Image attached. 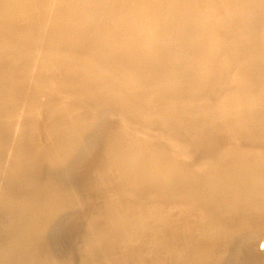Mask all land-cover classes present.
I'll use <instances>...</instances> for the list:
<instances>
[{
  "label": "bare ground",
  "instance_id": "1",
  "mask_svg": "<svg viewBox=\"0 0 264 264\" xmlns=\"http://www.w3.org/2000/svg\"><path fill=\"white\" fill-rule=\"evenodd\" d=\"M258 215L264 0H0V264H264Z\"/></svg>",
  "mask_w": 264,
  "mask_h": 264
},
{
  "label": "rangeland",
  "instance_id": "2",
  "mask_svg": "<svg viewBox=\"0 0 264 264\" xmlns=\"http://www.w3.org/2000/svg\"><path fill=\"white\" fill-rule=\"evenodd\" d=\"M168 66H170L169 64H168ZM170 79L172 78V73L170 72L169 74H166ZM176 85L180 88V89H182V90H184V88L186 87V83H184V82H178V83H176ZM188 93V92H187ZM55 95H56V93H55ZM47 98V97H46ZM45 97H44V99H46ZM43 99V100H44ZM103 119V118H102ZM119 119H120V117L119 116H117V120L119 121ZM117 120H115L114 122H116ZM113 122V123H114ZM94 126H91V131L93 132V133H95L96 132V141H95V145H94V153L95 154H99V152L100 151H98V148L99 147H101L102 146V142H101V138L103 137V138H106V137H108V136H110V134H111V131H108V130H104L102 133H101V131L99 130V128L97 127V124H93ZM99 133H98V132ZM185 133H188V134H192V133H190V132H185ZM193 135H195V134H193ZM203 147H204V151H209V150H211L212 149V147L213 146H211V145H206V144H203L202 145ZM201 149V148H200ZM77 155H78V151H75L74 152V156H73V160L77 157ZM40 170V169H39ZM39 174V173H38ZM33 180V178L31 179V181ZM30 181V182H31ZM37 183V180L34 182V184L31 186V188L35 185ZM209 203V202H208ZM184 211V213H185V209H183ZM189 211H190V209H189ZM173 212H174V214H173V216L172 215H168V216H166L164 219H163V222H162V228H163V230H166V231H172V230H175V229H177V231H175V232H177V233H180V234H182L183 236H185V237H191V238H195V237H197V231H198V225H197V222H196V220H195V214H193L192 213V215H193V218H187L186 219V216H184V214L182 213V212H179V211H177L176 209H174L173 210ZM186 214V213H185ZM176 215H180V216H184L183 218H182V220L180 221V223L179 224H177L176 222H175V220H174V218L176 217ZM262 217V218H260V217ZM257 217H259V219H258V221L259 220H264V215H258ZM186 219V220H185ZM193 219L195 220V225H194V221H193ZM185 220V221H184ZM174 233V232H173ZM172 233V234H173ZM241 233H243V232H241ZM260 242V244H262V242H264V240H260L259 241ZM263 251H264V245H263ZM61 252H62V250H60L58 253V255H60L61 254ZM57 255V256H58ZM196 255H195V259H196ZM201 257H202V255H201ZM112 260H110V261H108L106 264H114L113 262H111ZM162 264V263H161ZM232 264H234V260L232 261Z\"/></svg>",
  "mask_w": 264,
  "mask_h": 264
}]
</instances>
